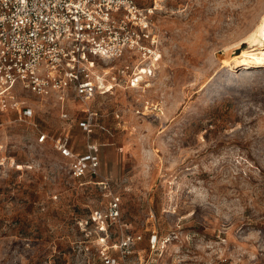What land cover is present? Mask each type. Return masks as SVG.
<instances>
[{
	"label": "rangeland",
	"instance_id": "obj_1",
	"mask_svg": "<svg viewBox=\"0 0 264 264\" xmlns=\"http://www.w3.org/2000/svg\"><path fill=\"white\" fill-rule=\"evenodd\" d=\"M135 1L154 7L161 58L143 86L88 104L99 178L74 181L51 142H36L64 135L85 151L79 102L17 87L32 119L0 112V264H101L78 225L108 202L100 179L144 259L156 230L169 242L155 264H264V66L232 68L264 0Z\"/></svg>",
	"mask_w": 264,
	"mask_h": 264
},
{
	"label": "built area",
	"instance_id": "obj_2",
	"mask_svg": "<svg viewBox=\"0 0 264 264\" xmlns=\"http://www.w3.org/2000/svg\"><path fill=\"white\" fill-rule=\"evenodd\" d=\"M154 11L135 0H0V112L13 111L20 123L32 119L33 111L20 102L17 87L39 99L79 102L87 116L79 122L87 137L85 151H74L64 135L50 137L38 131L36 136L37 144L50 141L68 161L74 181L99 178L98 145L89 139L96 115L88 104L117 89L141 87L157 70L162 36ZM97 186L108 202L78 225L99 252L101 264H155L169 239L152 230L144 259V250L136 248L142 236L123 229L120 197L107 179L97 181ZM113 227L119 231L110 245Z\"/></svg>",
	"mask_w": 264,
	"mask_h": 264
},
{
	"label": "bare ground",
	"instance_id": "obj_3",
	"mask_svg": "<svg viewBox=\"0 0 264 264\" xmlns=\"http://www.w3.org/2000/svg\"><path fill=\"white\" fill-rule=\"evenodd\" d=\"M242 41L247 42L249 47L247 46L246 50L234 57L232 68L264 66V14L260 17L254 29ZM256 47L261 48L255 49Z\"/></svg>",
	"mask_w": 264,
	"mask_h": 264
}]
</instances>
